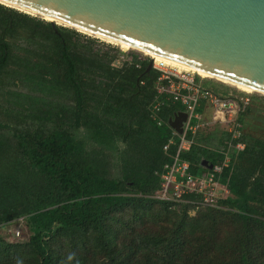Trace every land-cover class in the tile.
<instances>
[{
    "label": "trees",
    "instance_id": "trees-1",
    "mask_svg": "<svg viewBox=\"0 0 264 264\" xmlns=\"http://www.w3.org/2000/svg\"><path fill=\"white\" fill-rule=\"evenodd\" d=\"M15 30L23 31L21 49L7 40ZM80 37L0 5V111L5 105L16 117L0 120V230L22 218L25 234L0 235V264H264V139L232 141L245 148L221 175L229 196L218 207L190 215L200 198H153L176 152L163 150L167 123L182 107L166 103L157 126L150 107L158 73L147 72L149 60L135 55L114 69L115 54ZM228 140L197 134L182 155L190 172L220 162Z\"/></svg>",
    "mask_w": 264,
    "mask_h": 264
},
{
    "label": "water",
    "instance_id": "water-1",
    "mask_svg": "<svg viewBox=\"0 0 264 264\" xmlns=\"http://www.w3.org/2000/svg\"><path fill=\"white\" fill-rule=\"evenodd\" d=\"M2 1L264 93V0Z\"/></svg>",
    "mask_w": 264,
    "mask_h": 264
},
{
    "label": "built area",
    "instance_id": "built-area-1",
    "mask_svg": "<svg viewBox=\"0 0 264 264\" xmlns=\"http://www.w3.org/2000/svg\"><path fill=\"white\" fill-rule=\"evenodd\" d=\"M138 60H151V68L158 73L154 83L155 96L150 107V117L157 126L163 124L160 113L163 106L168 103H178L182 110L177 112L186 115L182 123V132L179 134L170 128L171 137L164 145V152H168L170 147L176 146V152L170 163L165 164L158 173L160 179L159 189L153 198L166 202H181L185 196H194L200 200L193 201L194 209L190 215L195 214L199 207H218V202L229 196V191L221 183V175L224 169L228 168L232 156L243 151L245 143L235 139L242 137L241 124L237 121L239 113L245 111L250 105L249 94L228 98L216 94L211 88L205 86L204 78L192 71H180L152 58L142 57L139 51H120L115 54L110 66L114 69L121 68L124 64L134 63V56ZM148 56V55H147ZM137 68L140 65L135 64ZM211 110L214 115V122H218L226 134L230 135V140L226 142L225 149L219 151L222 160L211 164V169L205 168L197 174L190 172V163L182 158L188 153L192 146L196 144V136L206 129L203 122L204 116ZM209 126V125H207ZM23 219H18L15 224L8 225L7 235L10 241L23 239L22 234Z\"/></svg>",
    "mask_w": 264,
    "mask_h": 264
},
{
    "label": "rangeland",
    "instance_id": "rangeland-1",
    "mask_svg": "<svg viewBox=\"0 0 264 264\" xmlns=\"http://www.w3.org/2000/svg\"><path fill=\"white\" fill-rule=\"evenodd\" d=\"M6 7V6H4ZM9 8V7H7ZM12 9V8H9ZM18 13H22L16 9H13ZM25 14V13H22ZM28 15V14H26ZM30 17H35L38 18L40 20L45 21L44 19H41V17H37V16H31ZM48 22V21H45ZM55 26L58 27H65V26H61V25H57L55 24ZM65 28H69V29H74L71 27H65ZM75 30V29H74ZM76 32H78L77 30H75ZM82 38L80 37V42L84 43L85 45H89L93 48V51H100L101 53L103 52H110V54H116L118 52H122V51H131V50H123L118 46L112 45V44H108L106 42H103L97 38L82 34L80 32H78ZM15 38H7L8 42H12L13 40H16V44H15V48H19L21 49L23 47V45L25 44L23 41V31L21 30H15ZM14 38V39H13ZM12 39V40H11ZM86 39H90L93 40L94 42H92V44L88 43L87 44V40ZM136 51V50H135ZM139 54L142 57H148L146 54L139 52ZM20 56H22V54H20ZM206 81H209L208 83L217 88V90H225L227 89L226 87H230L231 91L234 93L235 96H243V95H247L249 94V99H250V114L247 115L243 121L240 123L242 128H241V132L242 134L246 135V139L249 140H253V139H264V95L259 94V93H246L243 92L239 89H237L234 86L222 83L220 81H217L215 79H206ZM15 91L19 92L20 94H30L33 95L37 98H41V99H50L54 101H58V97L57 96H53V97H48L47 94L45 92L40 91L39 89H14ZM15 113L11 111V109H9L7 106H2V109L0 111V120L7 122V123H16V119H15ZM214 115L212 114L211 110H209V112L207 113V115L204 116L203 122L207 123L206 124V129H204L203 131L200 132V134H202V136H206V135H210L211 138H213L215 141H218L219 139L223 138L225 132L223 130V127L218 123V122H214ZM21 122H19L20 124ZM209 125V126H207ZM8 229V228H7ZM23 230V229H22ZM5 233L7 234V230H0V235H5ZM23 237L25 236L24 232L22 231ZM10 240V239H8Z\"/></svg>",
    "mask_w": 264,
    "mask_h": 264
},
{
    "label": "bare ground",
    "instance_id": "bare-ground-1",
    "mask_svg": "<svg viewBox=\"0 0 264 264\" xmlns=\"http://www.w3.org/2000/svg\"><path fill=\"white\" fill-rule=\"evenodd\" d=\"M0 4L5 5L6 7H9V8H12V9H16V10L22 12V13H25V14H28V15H31V16L41 17V19H44L45 21H48V22H54L57 25L74 28V29H76L78 32H80L82 34H85V35H88V36L97 38V39H99V40H101L103 42H106L108 44H112V45L118 46V47H120L123 50H131V49H133V50L142 52V53L148 55L150 58H152V59H154L156 61H162L165 64H167V65H169L171 67H174V68H176V69H178L180 71H192V72L196 73L197 75H199L200 77H202L204 79H215V80L220 81L222 83H225V84L234 86V87H236L237 89H239V90H241L243 92H246V93H256V91H254L253 89H251L249 87H245L243 85L236 84V83H233L231 81H227L225 79L216 77V76H214V75H212L210 73H207V72H204V71L195 69L193 67H190L188 65H185V64L180 63L178 61H175V60H172V59H168L166 57H163V56H160V55H156L154 53H149L147 51H142L140 49H135V48H133V47L127 45V44L119 43V42L114 41L112 39H108L106 37H103L101 35H96V34H93V33H89L88 31H85L83 29H80V28L71 26V25H69L67 23H63L61 21L55 20V19H53V18H51L49 16L41 15L39 13H36V12L30 11V10L24 9L23 7H19L17 5H13L11 3H8V2L2 1V0H0ZM257 93L264 95V93H261V92H257Z\"/></svg>",
    "mask_w": 264,
    "mask_h": 264
}]
</instances>
